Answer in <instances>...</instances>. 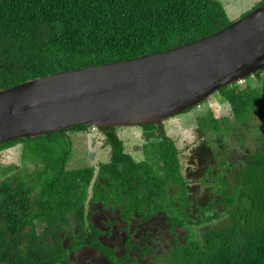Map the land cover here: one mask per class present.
Listing matches in <instances>:
<instances>
[{
    "label": "trees",
    "instance_id": "obj_1",
    "mask_svg": "<svg viewBox=\"0 0 264 264\" xmlns=\"http://www.w3.org/2000/svg\"><path fill=\"white\" fill-rule=\"evenodd\" d=\"M232 21L224 0H0V89L62 70L167 50ZM244 82L245 87L237 83L219 90L236 123L259 132L255 149L249 150L238 169L231 147L217 154L210 145L216 132L229 130L228 116L217 118L210 112L202 121V129L215 133L191 154L186 175L179 150L162 126L164 121L162 127L139 124L149 129L144 133L149 141L143 151L146 158L139 162L126 151L119 127H100L112 150L110 161L100 166L95 193L104 180L108 195L116 188L115 200L125 204L126 213L136 208L144 215L165 213L177 236L168 264H264V69ZM89 127L80 125L0 145L2 150L22 143V162L35 165L32 170L28 166L18 171L13 166L0 168V264H59L55 250L46 253V239L42 244L38 237L28 239L24 245L12 235L3 238L2 226L14 232L21 225L23 230L25 223L17 225L18 218H29L33 211L49 224L45 227L49 233L59 227V219L69 220L68 214H84L83 208L74 207L73 198H87L96 171L94 166L66 168L73 148L67 132ZM61 138L70 147L54 159L49 142ZM10 170L13 173L8 174ZM199 184L207 186V191H201ZM175 186L177 196H172ZM160 201H168L171 207L157 208ZM146 204L149 209H141ZM30 254L37 258L31 259Z\"/></svg>",
    "mask_w": 264,
    "mask_h": 264
},
{
    "label": "water",
    "instance_id": "obj_2",
    "mask_svg": "<svg viewBox=\"0 0 264 264\" xmlns=\"http://www.w3.org/2000/svg\"><path fill=\"white\" fill-rule=\"evenodd\" d=\"M264 69V2L167 50L58 71L0 89V145L80 125L162 122Z\"/></svg>",
    "mask_w": 264,
    "mask_h": 264
},
{
    "label": "flooded vegetation",
    "instance_id": "obj_3",
    "mask_svg": "<svg viewBox=\"0 0 264 264\" xmlns=\"http://www.w3.org/2000/svg\"><path fill=\"white\" fill-rule=\"evenodd\" d=\"M219 94V91L215 92ZM197 104L186 111L180 113H188L189 115L194 110H198L199 106ZM198 108V109H197ZM206 114H197L195 121L190 122L189 119L187 123L193 124V132H194V139L195 142L191 141L192 147L191 152L192 154L194 151L198 150L200 146L203 144L205 139L211 135L213 130L208 128H201L202 121L207 117L208 113ZM179 115V114H176ZM169 118L174 119L175 116ZM228 116L232 125L229 127V130L226 132L215 133V137L212 141H209V144L213 146V150L217 152V154H221L222 152H227V149L231 147V152L233 155L232 162L237 161L236 168L238 169L239 166H242L245 162L247 155L249 154V148L245 146L244 143L238 142L240 139L235 137L238 133V127L240 125L236 123V119L233 116L232 110L230 108V112L218 116L217 118H223ZM196 123V125H195ZM154 125L158 126L157 124L153 123ZM223 127H226L225 122H220ZM140 127L143 129L144 133L149 132V129H146L144 125H127L124 127ZM164 130L167 132V127L162 125ZM158 126V127H162ZM111 128V127H110ZM122 128V127H121ZM120 129V127H119ZM119 129L117 133H119ZM86 131V135L89 136L91 139L90 141L101 142L100 145V152L103 149H107V158L101 161H98V167L85 164L79 168H85L88 166L95 167V175L92 181V184L89 188V193L86 199L76 201L73 198V205L75 208H83L84 214L75 216L73 214H68L70 219L69 220H62L59 219V226L57 229L50 231L49 233H45L47 224L44 221L38 219L35 216V213L32 211V216L29 218L20 217L18 218L20 221L17 222V225L24 222V228L22 230L21 225L18 227L15 226L14 232L6 227L4 224L2 226V233L3 238H9L10 235L14 239H19L24 241V245H26V240L28 239H36L38 237V241L40 244L41 241L47 240L45 243V250L46 253L49 251L55 250L58 254V263L59 264H158V260H166L169 262V256H166V253H163L161 247H163V239L162 234L164 230L166 231L165 236L167 237V241L170 242L174 246V241L176 240V235L173 233V226L168 222L167 216L164 213V216L161 217L162 211L158 210L154 214H147L144 215L143 213L136 212L133 209L132 212L126 213L125 212V204L122 202H117L116 195V188L111 191V195H108L109 189L108 187L104 188V180L97 186V192L95 193L96 189H94V185L96 181L99 179V171L100 166L102 163H107L110 161L111 150L112 146L107 144L106 136L101 131L100 127L97 126H90ZM243 132V131H242ZM226 135L229 134L233 142H229V139H225ZM94 134L93 136H91ZM168 134V132H167ZM119 135V134H118ZM225 135V136H224ZM171 139H173L170 135H168ZM145 137V136H144ZM96 138V139H92ZM122 138V137H121ZM141 138V139H140ZM124 141L125 139L122 138ZM151 141V139H149ZM174 140V139H173ZM227 140V142H226ZM142 137H137L135 140V152L139 153V155L133 154L132 157L135 161L139 162L142 159H145V152L144 146L148 143V139H144L142 142ZM175 145L180 153L181 158V150L179 145L174 140ZM89 143V142H88ZM94 144V143H90ZM141 144V145H138ZM141 152V153H140ZM90 155V154H89ZM87 156L85 161L90 160V156ZM103 159V158H101ZM190 160V158H189ZM84 161V162H85ZM182 161V159H181ZM68 163V161H67ZM190 164L189 161L187 165ZM233 164V163H232ZM230 164V166L232 165ZM239 165V166H238ZM67 167V165H66ZM188 167V166H187ZM186 167V168H187ZM186 168L184 169V173L186 175ZM77 169V168H75ZM231 171V167L228 168ZM176 187V186H175ZM177 187L174 189L171 188L170 195L177 196ZM38 193V191H36ZM144 194V191L141 190ZM118 194V193H117ZM33 196V208L34 210L37 209L38 204H35V193L32 194ZM72 196V195H71ZM128 197V196H127ZM167 202V206L163 205V201H160L156 204L157 208L163 207L164 209L170 208L171 204ZM134 208V207H132ZM140 209V208H139ZM141 209L147 210L149 206L146 204ZM31 215V214H30ZM17 219V220H18ZM5 223V222H4ZM172 226V228H171ZM179 230V228H177ZM57 235L55 236V234ZM23 245H20L22 249ZM20 251V250H19ZM31 259L37 258V255L30 254Z\"/></svg>",
    "mask_w": 264,
    "mask_h": 264
},
{
    "label": "rangeland",
    "instance_id": "obj_4",
    "mask_svg": "<svg viewBox=\"0 0 264 264\" xmlns=\"http://www.w3.org/2000/svg\"><path fill=\"white\" fill-rule=\"evenodd\" d=\"M261 0H224L226 3L227 11L230 15V17L236 19L237 17L243 15L244 13L252 10V8ZM248 82H250V78L247 79ZM237 83H235L236 85ZM246 82L243 84L241 83V87L246 86ZM220 95L214 93L209 98L202 101L201 105L199 106L198 110L192 111V113L188 117V113H183L176 115L174 119H166L163 122V125L167 127L168 135H170L176 143L179 145L181 150V158L182 163L184 165V169L188 166L187 163L189 161V157L191 156V141L193 143L195 142L194 139V132H193V124L187 123V120L189 119L190 122L195 121V118L197 117V114H206L209 111H212L215 115V117L221 116L223 114H226L230 112V104L228 101L224 100L223 95L219 92ZM264 123V121L261 122V120L257 119V122ZM196 125V123H195ZM243 131V132H242ZM259 132H255L253 128L250 127V129H247L246 127H238V133L235 135V137H238L240 141H244L242 143L245 144L246 147H248L250 150L255 149L256 142H254L257 139ZM67 134L73 139V148L72 152H70L68 163H67V169L72 170L75 168H79L84 166L85 164H91L94 166L98 165V161L104 160L107 158V149H103V151L100 152V145L101 142L96 141H90L88 135H86V131H68ZM119 136L125 139V146L126 151L133 154L139 155V153L135 152L134 147L136 145L135 140L137 137H142V142L144 141V131L142 128L134 126V127H122L119 129ZM92 134L91 136H93ZM96 139V138H92ZM141 139V138H140ZM229 139V142H233L231 137H227ZM48 141V139H46ZM97 140V139H96ZM89 142V143H88ZM141 142V143H142ZM94 143V144H90ZM22 143H17L16 145H13L9 148L0 150V168L3 169L5 167H16L13 168L15 170L22 169L24 166H28L29 170H32L35 166L32 161H28L26 164L22 162L21 159V153L23 150ZM49 145L53 147V158L57 159L59 158L65 150H67L69 146V141L67 139L61 138L58 141L49 142ZM141 145V144H138ZM51 147V148H52ZM232 147V146H231ZM141 153V152H140ZM90 154V155H89ZM90 156L89 161H85L87 156ZM103 158V159H101ZM85 161V162H84ZM226 164V162H224ZM223 164V165H224ZM40 165H43L42 162H40ZM98 167V166H97ZM183 169V170H184ZM13 173L12 170L8 172V174ZM228 174H231L229 172ZM2 176L0 175V178ZM231 177V176H230ZM232 178V177H231ZM201 191H207L208 187L204 186L202 184H199ZM163 205L167 206V202L165 201ZM224 205V204H223ZM224 207V206H222ZM169 209V208H167ZM35 213V212H34ZM33 214L31 213L30 216ZM164 216V213L162 212L161 219ZM223 223V220L220 222H216L217 225H220ZM215 224V225H216ZM172 228V226H171ZM168 231V230H166ZM166 231L164 230L162 234L163 239V247H161V250L163 253H166V256H170L171 252L173 251V244L170 242V244L167 241V237H163L166 234ZM178 232L186 233L184 229H179ZM177 238V236H176ZM158 264H168V261L162 259L157 261Z\"/></svg>",
    "mask_w": 264,
    "mask_h": 264
},
{
    "label": "bare ground",
    "instance_id": "obj_5",
    "mask_svg": "<svg viewBox=\"0 0 264 264\" xmlns=\"http://www.w3.org/2000/svg\"><path fill=\"white\" fill-rule=\"evenodd\" d=\"M211 96H212V95H211ZM205 99H207V98H205ZM205 99H204V100H205ZM204 100H203V101H204ZM200 103H201V102H200ZM200 103H199V104H200ZM196 105H197V104H196ZM194 106H195V105H194ZM192 107H193V106H192ZM185 111H186V110H185ZM183 112H184V111H183ZM181 113H182V112H181ZM178 114H180V113H178ZM175 115H176V114H175ZM173 116H174V115H173ZM173 116H172V117H173ZM169 118H171V117H169ZM169 118H167V119H169ZM132 125H137V124H132ZM93 126H94V125H93ZM124 126H127V125H124ZM124 126H120V128H121V127H124ZM97 127H98V126H97Z\"/></svg>",
    "mask_w": 264,
    "mask_h": 264
},
{
    "label": "clouds",
    "instance_id": "obj_6",
    "mask_svg": "<svg viewBox=\"0 0 264 264\" xmlns=\"http://www.w3.org/2000/svg\"><path fill=\"white\" fill-rule=\"evenodd\" d=\"M245 79H246V78H245ZM245 79H244V80H245ZM244 80L240 81L239 83H243ZM229 110H230V109H229Z\"/></svg>",
    "mask_w": 264,
    "mask_h": 264
}]
</instances>
